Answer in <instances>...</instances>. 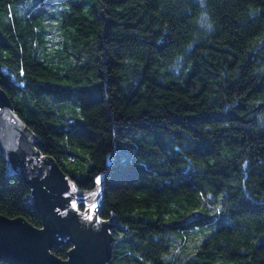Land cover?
<instances>
[{"label": "trees", "instance_id": "trees-1", "mask_svg": "<svg viewBox=\"0 0 264 264\" xmlns=\"http://www.w3.org/2000/svg\"><path fill=\"white\" fill-rule=\"evenodd\" d=\"M0 87L41 155L102 182L107 264H264V0H0ZM6 166L0 215L41 228Z\"/></svg>", "mask_w": 264, "mask_h": 264}, {"label": "water", "instance_id": "water-1", "mask_svg": "<svg viewBox=\"0 0 264 264\" xmlns=\"http://www.w3.org/2000/svg\"><path fill=\"white\" fill-rule=\"evenodd\" d=\"M42 148L41 141L15 114L0 87V156L7 163V176L16 177L30 187L25 206L35 209L42 220V227L35 228L22 217L0 215V261L7 264H107L113 238L107 233L97 231L95 234L91 229L93 222L83 220V215H79L82 219H75L71 214L82 196L54 159L41 155ZM101 185L99 182L87 196L99 191ZM54 245L71 246L67 259L61 260L50 252Z\"/></svg>", "mask_w": 264, "mask_h": 264}, {"label": "flooded vegetation", "instance_id": "flooded-vegetation-1", "mask_svg": "<svg viewBox=\"0 0 264 264\" xmlns=\"http://www.w3.org/2000/svg\"><path fill=\"white\" fill-rule=\"evenodd\" d=\"M76 191L78 194H80V196H82V198L76 201V207H75L76 211H72L71 214L75 217V219L80 220L82 219V216H79V215H83L85 216L83 220L87 219L90 221V223L93 222L94 224H92L91 229L93 230L95 234L98 231L99 233L101 232L107 233L110 237H112V232L118 229V228H115V225L118 224V222L113 219L103 220L98 217V211L100 209V206L98 205L100 202V197L98 194L99 191H97L96 193L90 196H87V193L89 192L85 193L79 188H77ZM84 203H87V205H84ZM82 234H86L88 236V233L82 232ZM98 239L100 240L101 238H98ZM98 239L97 241H99Z\"/></svg>", "mask_w": 264, "mask_h": 264}, {"label": "rangeland", "instance_id": "rangeland-1", "mask_svg": "<svg viewBox=\"0 0 264 264\" xmlns=\"http://www.w3.org/2000/svg\"><path fill=\"white\" fill-rule=\"evenodd\" d=\"M78 110H79V106L77 104L71 103V104L65 105L62 108L61 111L63 113H65L66 115H73L74 112H77ZM83 165L84 164H81V166H83ZM78 167H80V165ZM74 172L75 173H78L79 172V168H77ZM195 240L200 242L202 240V238H200V239L199 238H196ZM192 250H195V248L193 246L190 247V251H192Z\"/></svg>", "mask_w": 264, "mask_h": 264}, {"label": "snow or ice", "instance_id": "snow-or-ice-1", "mask_svg": "<svg viewBox=\"0 0 264 264\" xmlns=\"http://www.w3.org/2000/svg\"><path fill=\"white\" fill-rule=\"evenodd\" d=\"M97 182L99 183V178H97ZM89 218H91V217H89Z\"/></svg>", "mask_w": 264, "mask_h": 264}, {"label": "clouds", "instance_id": "clouds-1", "mask_svg": "<svg viewBox=\"0 0 264 264\" xmlns=\"http://www.w3.org/2000/svg\"><path fill=\"white\" fill-rule=\"evenodd\" d=\"M204 15H207L206 13ZM209 27H211V25L209 24Z\"/></svg>", "mask_w": 264, "mask_h": 264}]
</instances>
